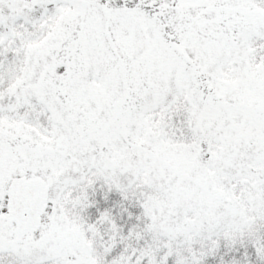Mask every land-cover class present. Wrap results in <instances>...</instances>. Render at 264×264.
<instances>
[{"label":"snow or ice","instance_id":"snow-or-ice-1","mask_svg":"<svg viewBox=\"0 0 264 264\" xmlns=\"http://www.w3.org/2000/svg\"><path fill=\"white\" fill-rule=\"evenodd\" d=\"M0 264H264V0H0Z\"/></svg>","mask_w":264,"mask_h":264}]
</instances>
